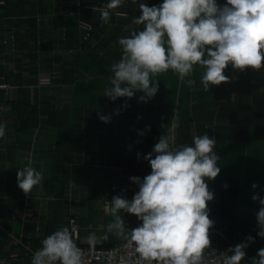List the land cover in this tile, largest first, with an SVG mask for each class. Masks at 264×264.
<instances>
[{"label":"crops","instance_id":"1","mask_svg":"<svg viewBox=\"0 0 264 264\" xmlns=\"http://www.w3.org/2000/svg\"><path fill=\"white\" fill-rule=\"evenodd\" d=\"M3 1L0 124L6 125V134L0 138V264H31L41 241L58 231L71 212L81 223L78 243L102 246L124 240L107 231L114 219L113 196L131 200L139 191L130 178L151 173L144 157L152 153L155 158L159 137H169L179 148L192 146L194 134L215 138L220 158L219 175L206 179L214 193L208 202L214 222L210 247L227 251L246 242L241 264H251L264 248V238L257 235L261 205L252 199L256 194L264 199V94L256 96L251 68L237 70L247 89L242 95L226 94L229 81L222 92L221 85L205 90L204 69L195 65L183 80L172 70L155 75L158 92L147 102L139 99L143 92L111 101L104 94L111 65L122 55L118 40L143 29L133 24L140 3L153 6L163 0H126L110 10L107 23L101 22L98 9L108 0ZM82 23L93 26L88 40ZM57 59L64 66L56 72L51 65ZM229 71L227 67L225 75ZM42 73L50 78L46 84L40 83ZM25 166L43 174L28 195L16 177ZM28 205L34 217L23 216ZM120 215L126 229L141 223L135 215ZM249 236L253 242L246 240Z\"/></svg>","mask_w":264,"mask_h":264},{"label":"clouds","instance_id":"2","mask_svg":"<svg viewBox=\"0 0 264 264\" xmlns=\"http://www.w3.org/2000/svg\"><path fill=\"white\" fill-rule=\"evenodd\" d=\"M125 2L108 0L98 9L101 22L107 23L110 10ZM139 10L133 24L143 25V29H133L118 40L122 55L111 65L110 86L104 94L111 101L131 99L143 92L139 99L147 102L159 88L153 77L169 70L183 80L199 65L204 69L201 82L208 90L210 85L230 80L225 75L229 65L241 72L264 67V0H226L223 5L217 0H163L153 6L140 3ZM188 83L193 81L189 79ZM99 118L105 123L110 119L105 115ZM5 134L6 125L0 124V138ZM215 146V138L207 134H194L192 146L179 148H173L169 137H159L153 147L155 158L152 153L144 157L151 173L143 179L130 178L139 191L131 200L113 196L110 213L114 219L107 231L134 245L143 262L204 264L211 246L209 229L214 224L208 210L214 193L206 179L214 180L221 170ZM16 177L25 195L43 180V174L31 166L18 169ZM252 199L261 205L256 213L257 235L264 238V199L258 194ZM121 212L135 215L141 223L126 229ZM246 240L253 242L254 238ZM41 244L31 264H82L81 250L67 228L53 232ZM247 246L242 242L230 247L223 264H241ZM251 264H264V248L258 250Z\"/></svg>","mask_w":264,"mask_h":264},{"label":"built area","instance_id":"3","mask_svg":"<svg viewBox=\"0 0 264 264\" xmlns=\"http://www.w3.org/2000/svg\"><path fill=\"white\" fill-rule=\"evenodd\" d=\"M64 228L69 230L74 240L78 238L80 228L75 219L69 221ZM77 247L81 250L82 264H155V262L141 261L135 246L125 239L110 245L77 244ZM213 249L210 247L206 250L204 264H223L226 251H213Z\"/></svg>","mask_w":264,"mask_h":264},{"label":"rangeland","instance_id":"4","mask_svg":"<svg viewBox=\"0 0 264 264\" xmlns=\"http://www.w3.org/2000/svg\"><path fill=\"white\" fill-rule=\"evenodd\" d=\"M2 2H4V1L0 0V3H2ZM217 2L219 4H221V5H223V4L226 3V0H217ZM122 12H124V10H121L119 13L121 14ZM81 26L84 29L83 31H84V36L86 38L85 40H88L91 31H93L92 30L93 26L89 25L87 23H84V24L82 23ZM140 30H142V28H140ZM70 58L72 59V57H70ZM51 66H53L54 69H55L54 71L57 72V71H61V68L64 66V63H63V61L61 59H57V60L53 61V64ZM228 67H229V70H230L229 71L230 74L228 75L230 77V80H229L228 83L231 86H228V84H226V86H228L226 88V94L229 93V95H235V96H237L239 94L242 95L244 90H247V89H244L245 86H242V82L238 81L239 72L237 70H234L231 65H229ZM247 70H245V71H247ZM251 71L253 72L252 73L253 74L252 81H254L253 83H255V85H256V91H257L256 92V96L259 97L261 94H264V90H263L264 89L263 88L264 87V67H261V69H259V70L251 69ZM232 72H233V74H232ZM49 79L50 78H46L45 79V74L44 73H42V75H40V83H42V84L48 83ZM220 85H221V92H222V87H224V82L221 83ZM232 85H234V86H232ZM2 86L7 88L9 90V92H13V91H11L12 89L14 90V88L8 87L7 84H2ZM22 210H23L22 214H23L24 217H31V216L34 217L35 211L29 205L24 207ZM72 219H75L76 223L79 225V228L81 229V223H80L78 215L75 214L74 212H71V213L68 214L67 219L64 221V223H62V225L59 227L58 230L63 229L69 223V221H71ZM79 237H80V231H79L78 238L76 240H74L76 245L80 244V243L77 242Z\"/></svg>","mask_w":264,"mask_h":264}]
</instances>
